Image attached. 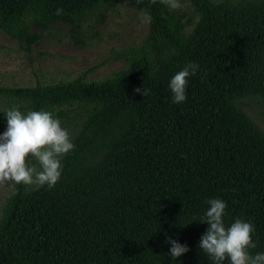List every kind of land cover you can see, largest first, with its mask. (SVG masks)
<instances>
[{
    "label": "trees",
    "instance_id": "16d2710c",
    "mask_svg": "<svg viewBox=\"0 0 264 264\" xmlns=\"http://www.w3.org/2000/svg\"><path fill=\"white\" fill-rule=\"evenodd\" d=\"M186 1L197 17L187 34L160 0H128L152 19L137 48L113 56L126 67L109 80L0 86V135L14 105L76 116L59 182L9 188L0 264H211L199 248L211 199L226 203L225 227L254 226L249 251L264 253V135L236 107L264 99V0ZM116 3L0 0V32L28 52L55 23L88 34ZM189 63L199 69L173 103L169 82ZM168 239L189 250L173 260Z\"/></svg>",
    "mask_w": 264,
    "mask_h": 264
},
{
    "label": "rangeland",
    "instance_id": "374dc122",
    "mask_svg": "<svg viewBox=\"0 0 264 264\" xmlns=\"http://www.w3.org/2000/svg\"><path fill=\"white\" fill-rule=\"evenodd\" d=\"M180 2L181 9L167 8L189 21L185 28L187 34L197 17L186 0ZM145 14L130 5L128 0H117L115 7L94 24L88 34L84 32V26L76 29L55 23L41 31L42 39L36 46H31L28 52H24L16 41L0 32V86L29 87L74 80L84 83L109 80L126 67L124 59L115 60L113 56L116 53L124 55L128 49L137 48L147 34ZM236 107L264 135V99L241 98L236 101ZM71 109L76 108H60L64 112ZM3 110L5 104L0 101V112ZM69 116L70 120L61 126L71 136L76 116L72 113ZM9 188L0 187V213Z\"/></svg>",
    "mask_w": 264,
    "mask_h": 264
},
{
    "label": "clouds",
    "instance_id": "9594fccd",
    "mask_svg": "<svg viewBox=\"0 0 264 264\" xmlns=\"http://www.w3.org/2000/svg\"><path fill=\"white\" fill-rule=\"evenodd\" d=\"M151 2L154 4L156 0ZM160 2L172 10L182 8L180 0ZM62 11L57 9L56 15H61ZM151 19L150 15H144L145 23L150 24ZM198 69V64L189 63L171 78L169 89L173 103L186 101L188 78L194 76ZM136 91L141 92L140 89ZM141 94L144 96L148 93L143 89ZM4 114L7 129L0 135V187H54L61 178L62 158L75 147L68 130L48 111L24 113L19 106L14 105ZM29 157L37 164L30 166ZM207 203L209 207L199 222L206 223L208 228L200 239L199 248L211 264H224L225 261L228 264H264V253L253 255L249 251L256 248L252 239L254 226L250 222L236 219L230 226L225 227L223 217L226 203L220 199H211ZM166 242L171 244L169 254L173 260L189 250L174 240L168 239Z\"/></svg>",
    "mask_w": 264,
    "mask_h": 264
}]
</instances>
